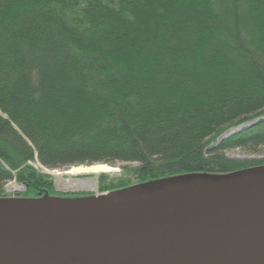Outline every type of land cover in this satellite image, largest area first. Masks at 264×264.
<instances>
[{"label":"trees","instance_id":"trees-1","mask_svg":"<svg viewBox=\"0 0 264 264\" xmlns=\"http://www.w3.org/2000/svg\"><path fill=\"white\" fill-rule=\"evenodd\" d=\"M260 146L264 0H0V199L53 196L35 164H125L97 176L113 193Z\"/></svg>","mask_w":264,"mask_h":264},{"label":"water","instance_id":"water-1","mask_svg":"<svg viewBox=\"0 0 264 264\" xmlns=\"http://www.w3.org/2000/svg\"><path fill=\"white\" fill-rule=\"evenodd\" d=\"M263 251L264 167L0 199V264H240Z\"/></svg>","mask_w":264,"mask_h":264},{"label":"rangeland","instance_id":"rangeland-1","mask_svg":"<svg viewBox=\"0 0 264 264\" xmlns=\"http://www.w3.org/2000/svg\"><path fill=\"white\" fill-rule=\"evenodd\" d=\"M232 132V131H231ZM220 155L224 156L225 158L232 159V160H240V161H264V146H260L257 148L253 147H246V148H231L224 151H220ZM125 164H116V169H113L115 171L113 172H92V169H83L82 173H76L75 175H69L68 172L71 168L66 169H60V170H48L39 164H35V168L41 170L43 173H47L53 177L54 181V192L53 196L57 199H65V200H76V199H85L90 197H96L98 194L100 195H109L111 193L105 192L101 193L99 190V181L97 176L103 174V173H112L119 174V172L122 171V167ZM85 168H89L91 166H81ZM132 167V166H130ZM264 167V166H260ZM253 168H259V167H253ZM250 168V169H253ZM58 179H64V180H75V181H84V180H96L97 184L92 189H82V190H62L58 188L57 180ZM19 183V182H18ZM21 184V183H20ZM98 185V189H97ZM5 191V189H4ZM6 194V193H5Z\"/></svg>","mask_w":264,"mask_h":264},{"label":"bare ground","instance_id":"bare-ground-1","mask_svg":"<svg viewBox=\"0 0 264 264\" xmlns=\"http://www.w3.org/2000/svg\"><path fill=\"white\" fill-rule=\"evenodd\" d=\"M83 169H92V172H111L113 170V168L107 166L106 164H96L89 168L73 167L69 170L68 174L75 175L76 173H82ZM57 185L58 188L62 190H82L94 188L96 186V182L58 179ZM240 264H264V251L250 256L249 258L242 261Z\"/></svg>","mask_w":264,"mask_h":264},{"label":"built area","instance_id":"built-area-1","mask_svg":"<svg viewBox=\"0 0 264 264\" xmlns=\"http://www.w3.org/2000/svg\"><path fill=\"white\" fill-rule=\"evenodd\" d=\"M4 189L7 197L12 199L22 198L27 193L26 186L15 180L5 183Z\"/></svg>","mask_w":264,"mask_h":264}]
</instances>
